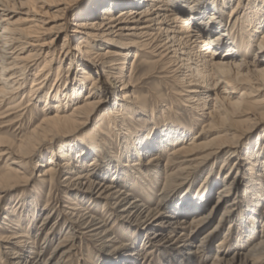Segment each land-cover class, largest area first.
I'll list each match as a JSON object with an SVG mask.
<instances>
[{"label": "bare ground", "instance_id": "obj_1", "mask_svg": "<svg viewBox=\"0 0 264 264\" xmlns=\"http://www.w3.org/2000/svg\"><path fill=\"white\" fill-rule=\"evenodd\" d=\"M75 1L0 0V110L16 114L11 123L17 130L36 107L52 111L18 145L0 138V147H6L0 150L6 168L0 175V202L24 167L33 165L38 146L57 143L58 150L45 156L37 175L49 185L48 198L53 190L60 199L80 189L90 199L82 204L67 198L63 207L72 212L65 235L77 225L97 235L101 245L112 239L113 223L97 216L100 204L109 217L119 212L144 229L167 223L166 243H171L165 248L184 252L190 260L198 259L213 235L222 232L212 264H264V208L258 213L264 202V0H89L71 13ZM140 69H146L145 78L158 81L153 97L138 98L126 90L140 81L135 76ZM86 82L88 96L68 107ZM180 106L192 120L200 121L192 112L205 119L197 134L177 117L169 118ZM137 116L148 123L142 133ZM208 132L216 135L197 142ZM148 153L145 164L135 158ZM14 158L21 161L22 172L6 165ZM210 163L220 167L214 170ZM100 166L106 170L97 174L83 169ZM120 172L127 181L117 180ZM241 179L243 209L237 196ZM158 183L161 188L155 191ZM138 189L149 205L132 197ZM220 208L217 223L199 237ZM170 210L181 217L164 220ZM10 214L12 208L5 225L15 232L1 245L0 261L5 257L9 264H21L27 252L23 264H57L61 256L56 262L44 256L63 232L42 227L52 213L44 212L38 228L28 224L32 214L18 219ZM258 221L263 235L252 241ZM232 234L252 242L244 248L238 242L239 250L228 257L226 242ZM55 246L50 256L59 252ZM124 249L118 261L132 254L142 259L146 252Z\"/></svg>", "mask_w": 264, "mask_h": 264}, {"label": "rangeland", "instance_id": "obj_2", "mask_svg": "<svg viewBox=\"0 0 264 264\" xmlns=\"http://www.w3.org/2000/svg\"><path fill=\"white\" fill-rule=\"evenodd\" d=\"M89 0H77L73 3L72 5V12L74 13L77 11L84 3H86ZM231 4V5H230ZM233 6V2H230L228 4V7L226 9V14L230 11L231 7ZM66 64H64L65 66ZM146 74V69H140L139 71L136 72V77H140V81L136 79L135 82L131 83V87L129 89V92L132 93L133 96H136L138 98L141 97H150L157 92L158 87L156 84H158V81L156 78L150 77V78H145ZM93 75V74H92ZM30 77V75H28ZM97 75H93L92 79H97ZM116 86H119V84ZM90 87L89 82H86L83 84L82 88L80 89V98L74 100L73 103H70L68 107L75 103H79L82 101V96L86 97L88 96V88ZM121 89V87H119ZM95 92V91H94ZM177 115L174 113L172 114L169 118L171 120L176 121L177 119L181 120V122L185 125L187 129H190L193 131V133L197 134L201 126L204 125L202 124L205 119L201 118L199 115L196 113L192 112V116H195L196 118H199L200 121H195L192 120L191 114L187 111L185 106H180L176 108ZM42 107L38 106L33 110L32 115L31 114H26V117L23 120V126L21 127L22 130H17L15 127V123H11L16 114L12 113L10 111H7L6 109H1L0 110V138L1 137H6L8 141L13 142L14 145H18V140H21L22 138L26 137L27 135L30 134L31 130L36 127L37 124L41 121L43 116L49 112L51 114V109L48 110L47 112L42 111ZM135 119V117H134ZM137 120H140L138 122ZM165 119L160 120V124H157L159 127L162 123H164ZM137 124L140 125V132L142 133L145 131L144 129L147 127L148 123L145 121L144 116H137L136 119ZM5 124V125H3ZM9 124V125H7ZM4 126V127H3ZM143 128V129H142ZM194 134V135H195ZM216 134H213V132H208L205 135H202L197 142H203L206 141ZM116 143V142H115ZM122 140H118L116 143V146L113 148L115 150L118 149V146H121ZM50 147V148H49ZM6 147L2 146L0 147V150L5 149ZM38 151L36 155H34V159H28V161L31 160L33 163H39V165L33 169V165H26L24 169H26L25 173H19L21 178L18 180V183L14 185V188H10L7 191L3 193L4 197L2 198L0 202V235L4 238V241L0 242V252H4L2 248V244H7L8 242L6 240H9L11 235L15 232L14 227L9 228L8 225H5L7 221H5V217L7 214H9L10 209L12 208L13 215L10 214V216L14 219H18L20 216L24 217L26 216L27 213L32 214V222H29V225H32V228H38L42 224V215L44 212H50L52 213L53 217L45 221L42 225L43 228L50 229L57 234L58 232L63 231L62 233L58 234L56 236V241H54L49 250L44 253L45 258H49L50 261L56 262L58 260V257L61 256L60 260L58 261L57 264H95L93 261H96V264H212L213 258L215 255V247L218 241L224 236L222 232L217 233V235H213V237L210 240L208 250L204 252L198 259L196 260H190L189 256H187L184 252H176L173 250L171 247L165 248V245H169L171 241L167 242V237L170 233V226L167 225V223H162L160 227H150V229H144L142 228L139 224H133L130 219L126 220L124 218H121L118 214H112L111 217H109V214H106L104 212V208L99 203H94V204H99L98 205V212L97 216L100 218L108 217L107 220L113 223V231L111 234L112 239L116 238V242L114 243L112 239H107L106 244L101 245L99 242L98 236H94L93 234H89L86 232V230L82 229L81 226H74L72 229L69 230V234L66 233L65 235V230H64V224L67 225L69 222V216L68 213L72 212V210L67 209L68 207H63V205H67V198H74L78 200L80 203H85V202H90L88 200V195L89 193L87 192H82L80 189H74L70 191V193H63L60 196V199H56L57 194L55 191L51 193L50 198H48V191H49V185H42L39 177L37 175L39 172L43 169L46 163H44L45 156L51 154L53 151L58 150V144L57 143H52V144H47L45 142L43 145L38 146ZM172 146L167 148L165 150L164 155L166 156V153L168 150H171ZM136 150V149H134ZM137 152V151H136ZM151 154L148 153L147 155H142V156H135V158H139L140 162L146 163V157ZM185 156V155H184ZM188 156V155H187ZM134 157V156H133ZM243 157V156H241ZM90 161V160H89ZM14 162V163H11ZM88 161L85 162V165L87 166ZM132 163V162H131ZM234 163V161H233ZM6 165H9L10 168H15L16 170L22 172L21 168H23L21 161L17 160L14 158V160H10L6 163ZM22 165V166H21ZM20 166V167H19ZM208 166H212L214 170H217L220 167L219 164H213L210 163ZM106 166H100L98 168H93V167H84L83 169L86 170V172H93L94 174H97L100 170H106ZM5 166L3 164V160H0V175L5 173ZM123 172V171H122ZM122 172L118 173V179L117 180H123L127 181L129 177L128 175L122 174ZM125 172V171H124ZM129 176H131L130 173H128ZM115 175V174H114ZM132 176H135L132 174ZM120 177V179H119ZM101 177H99L100 179ZM114 180L116 177L113 178ZM106 182V181H105ZM244 182L245 179H241L239 182L238 187V193L237 196H239L240 204L243 209L246 208V202L244 200L245 195H244ZM257 184V183H256ZM220 185H217L216 187L213 188V190L210 193L209 201L207 202V207H211L216 198V189ZM258 186L256 185L254 188H257ZM154 190L157 191L161 188V183H158V185L154 184L153 186ZM132 193V197L137 198L140 202L142 201L144 205H149L150 203L146 199L145 195L138 189L134 190ZM88 194V195H87ZM2 196V193L0 194ZM154 200V198L152 199ZM234 201V200H233ZM232 201V202H233ZM47 205V206H46ZM68 206V205H67ZM101 206V207H100ZM93 208V207H92ZM264 208V202L259 205L258 207V213L262 212ZM33 211H32V210ZM43 212H39V211ZM224 210V208H220L218 212L214 214V216L209 220V224L205 225L199 232L198 235L199 237L202 236L205 232L209 231L218 221L219 215L221 212ZM65 213H61V212ZM102 211V212H101ZM39 212V213H38ZM104 212V213H103ZM67 213V214H66ZM177 217H181V215H176L173 213L171 210L168 211L165 215L164 220H169L171 221L172 219H177ZM58 219V223H54V221ZM62 219V221H60ZM71 219V218H70ZM168 222V221H167ZM228 223L224 225L226 228ZM256 226V234L254 235V238H250L252 241H256L259 236H262L263 234L261 233V228L263 226L262 221L257 222ZM160 228V229H159ZM158 231L157 233L154 232ZM203 230V231H202ZM264 230V228H263ZM148 231L151 233L148 234ZM147 232V234H146ZM160 234V235H159ZM245 236V235H244ZM132 242H130L132 239ZM247 238L243 237L242 239H234V234L230 237V239L226 242V249H227V256L231 257L234 254V251L237 249L239 250L238 242H241L243 245L242 248L248 247L252 241L247 240ZM14 241V240H12ZM120 242V243H119ZM126 244V245H125ZM165 244V245H164ZM57 246L59 249V252L54 253L53 255H49L50 252H52V249L54 246ZM122 245L121 247H118ZM55 246V247H56ZM129 247L130 249H133L134 251H144L141 256H129L127 261H118L116 258L122 255L125 251V247ZM3 256V255H2ZM28 254L27 252L22 255L19 260L21 261V264H23L27 260ZM5 257H2L0 264H9L7 261L4 259Z\"/></svg>", "mask_w": 264, "mask_h": 264}]
</instances>
